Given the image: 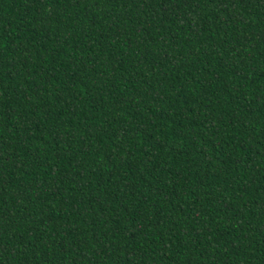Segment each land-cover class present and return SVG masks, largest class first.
I'll return each instance as SVG.
<instances>
[{"label": "trees", "instance_id": "1", "mask_svg": "<svg viewBox=\"0 0 264 264\" xmlns=\"http://www.w3.org/2000/svg\"><path fill=\"white\" fill-rule=\"evenodd\" d=\"M0 264H264V0H0Z\"/></svg>", "mask_w": 264, "mask_h": 264}]
</instances>
